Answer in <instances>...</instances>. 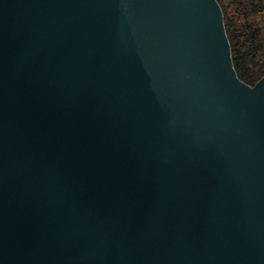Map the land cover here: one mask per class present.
Listing matches in <instances>:
<instances>
[{"label":"water","instance_id":"obj_1","mask_svg":"<svg viewBox=\"0 0 264 264\" xmlns=\"http://www.w3.org/2000/svg\"><path fill=\"white\" fill-rule=\"evenodd\" d=\"M0 264H264L218 0H0Z\"/></svg>","mask_w":264,"mask_h":264},{"label":"trees","instance_id":"obj_2","mask_svg":"<svg viewBox=\"0 0 264 264\" xmlns=\"http://www.w3.org/2000/svg\"><path fill=\"white\" fill-rule=\"evenodd\" d=\"M224 13L234 66L255 85L264 76V0H218Z\"/></svg>","mask_w":264,"mask_h":264}]
</instances>
